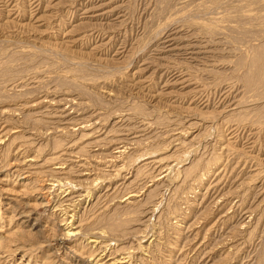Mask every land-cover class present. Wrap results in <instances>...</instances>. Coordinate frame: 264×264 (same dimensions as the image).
Instances as JSON below:
<instances>
[{"label": "rangeland", "instance_id": "obj_1", "mask_svg": "<svg viewBox=\"0 0 264 264\" xmlns=\"http://www.w3.org/2000/svg\"><path fill=\"white\" fill-rule=\"evenodd\" d=\"M0 264H264V0H0Z\"/></svg>", "mask_w": 264, "mask_h": 264}, {"label": "bare ground", "instance_id": "obj_2", "mask_svg": "<svg viewBox=\"0 0 264 264\" xmlns=\"http://www.w3.org/2000/svg\"><path fill=\"white\" fill-rule=\"evenodd\" d=\"M65 185H66V184H64V185H62V186L64 187ZM67 185H68V184H67ZM67 185H66V186H67ZM72 187H74V186H72ZM64 188H65V187H64ZM64 188H63V190H64ZM68 189H70V190H71L72 188L70 187V188H68ZM72 190H74V188H73ZM65 191H66V190H65ZM67 191H68V190H67ZM67 191H66V192H67ZM71 194H72V193H71ZM67 195H68V194H67ZM67 234H68V233H67ZM69 234H70V233H69ZM69 234H68V235H69ZM71 234H72V233H71ZM91 240H92V239H91ZM91 242H94V240H93V241H91ZM95 243H96V242H95Z\"/></svg>", "mask_w": 264, "mask_h": 264}]
</instances>
